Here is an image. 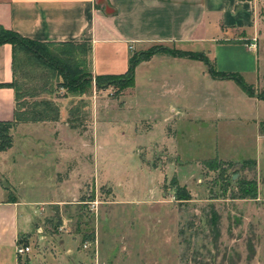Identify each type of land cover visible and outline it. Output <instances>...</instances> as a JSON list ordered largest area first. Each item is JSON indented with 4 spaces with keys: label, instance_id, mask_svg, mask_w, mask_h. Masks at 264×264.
<instances>
[{
    "label": "rangeland",
    "instance_id": "rangeland-1",
    "mask_svg": "<svg viewBox=\"0 0 264 264\" xmlns=\"http://www.w3.org/2000/svg\"><path fill=\"white\" fill-rule=\"evenodd\" d=\"M258 12V72L242 77L264 95L263 4ZM196 64L181 95L190 120L176 127L180 152L160 143L162 122L149 111L161 103L142 70L125 107L129 87L97 90L93 76L83 93L58 78L36 94L56 103L58 118L26 124L36 129L28 139L19 133L27 127L14 133L20 150L32 147L19 187L40 201L31 239L20 236L19 264H264V98L238 102L237 86L212 85ZM225 90L222 104L208 97ZM80 104L70 129L67 109ZM209 124L211 135L202 131Z\"/></svg>",
    "mask_w": 264,
    "mask_h": 264
},
{
    "label": "crops",
    "instance_id": "crops-1",
    "mask_svg": "<svg viewBox=\"0 0 264 264\" xmlns=\"http://www.w3.org/2000/svg\"><path fill=\"white\" fill-rule=\"evenodd\" d=\"M261 4L264 5V0H0V26L41 42L70 40L88 43V70L92 75L123 73L132 53L152 45L201 52L216 71L256 75ZM10 54V45L1 44L0 83L11 80ZM196 61L153 53L135 65L133 84L122 95L121 105L125 107L123 98L133 92L136 73L142 70L144 86L156 89L152 96L161 103L149 113L157 112L156 116L162 122L160 143L172 152H180L174 140L177 125L190 120L187 115L190 109L181 95L182 90L189 89L193 82L198 67ZM202 66L200 72L210 79L212 85L230 87L229 80L212 78L203 63ZM239 91L235 90L238 102L258 100L247 96L240 88ZM224 92L219 96L217 93L211 95V92L208 97H216L219 101H215L222 104L228 99L226 90ZM12 111L13 90L0 85V120H11ZM150 119L152 117L147 115L141 120L153 122L154 119ZM170 120L174 123L173 133L165 128ZM40 123L15 124L10 130L11 146L0 151V264H19L21 254L15 252L17 241L21 235L26 240L33 234L32 223L37 216L35 205L40 201L25 198L19 187L21 162L29 164L27 154L32 147H28V152L20 150L22 146L16 145L14 133L19 127H27L19 133L28 139L36 129L32 130L26 124ZM209 125L200 128L211 135L214 126Z\"/></svg>",
    "mask_w": 264,
    "mask_h": 264
},
{
    "label": "trees",
    "instance_id": "trees-1",
    "mask_svg": "<svg viewBox=\"0 0 264 264\" xmlns=\"http://www.w3.org/2000/svg\"><path fill=\"white\" fill-rule=\"evenodd\" d=\"M3 43H8L11 47V80L7 83H0V85L12 88L13 111L11 120H0V151L11 146L10 130L15 124L57 120L58 107L53 100L34 98L37 93L46 92L52 80L59 78L57 82L61 87L68 91L83 93L84 87L90 84L93 76V86L97 90L117 84L120 91L132 86L135 65L153 53L160 52L198 60L205 65L207 73L212 78L231 80L247 96L264 98V95L256 94L252 86L246 83L239 73L216 71L201 52H186L167 46L152 45L143 51L132 53L123 73L92 75L88 70L89 45L86 42L70 40L41 42L0 26V45ZM28 67L36 70L32 71ZM24 79L25 82H22ZM33 80L38 83V86L28 87L26 83L33 82ZM82 106L80 104L67 109L65 123L70 129H76L77 124L74 122ZM204 163L207 165L206 162ZM250 191H254V185Z\"/></svg>",
    "mask_w": 264,
    "mask_h": 264
},
{
    "label": "built area",
    "instance_id": "built-area-1",
    "mask_svg": "<svg viewBox=\"0 0 264 264\" xmlns=\"http://www.w3.org/2000/svg\"><path fill=\"white\" fill-rule=\"evenodd\" d=\"M26 249H27L26 246H24V247H22V246H16L15 252H16V254H22L24 251H26Z\"/></svg>",
    "mask_w": 264,
    "mask_h": 264
}]
</instances>
